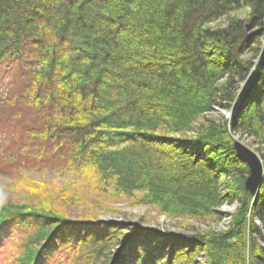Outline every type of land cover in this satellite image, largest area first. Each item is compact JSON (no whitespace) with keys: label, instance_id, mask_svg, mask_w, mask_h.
Masks as SVG:
<instances>
[{"label":"trees","instance_id":"obj_1","mask_svg":"<svg viewBox=\"0 0 264 264\" xmlns=\"http://www.w3.org/2000/svg\"><path fill=\"white\" fill-rule=\"evenodd\" d=\"M223 18L228 26L214 25ZM263 38L261 0H0V186L18 196L40 186L22 203L0 197V260L182 264L192 241L107 221L102 213H118L102 202L130 199L196 220L210 212L218 198L209 183L219 187L240 162L223 127L196 123L237 102ZM260 77L234 127L253 102L264 138V68ZM168 131L184 138L173 158ZM213 158L218 166L204 164ZM43 172L66 184L33 185ZM190 194L199 216L183 214ZM253 208L264 218L261 199ZM230 235L208 238L213 264H245V240ZM252 251L251 264H264V250Z\"/></svg>","mask_w":264,"mask_h":264},{"label":"rangeland","instance_id":"obj_2","mask_svg":"<svg viewBox=\"0 0 264 264\" xmlns=\"http://www.w3.org/2000/svg\"><path fill=\"white\" fill-rule=\"evenodd\" d=\"M264 1V0H261ZM239 16L241 19H245L246 12L239 11ZM214 25L216 26H228L226 18H223L216 22ZM261 46L264 45V38L260 41ZM264 51V47H262ZM262 51V53H263ZM261 56L257 58L255 61V67L256 68L257 63L260 61L262 57ZM252 70V71H253ZM261 80V79H260ZM260 82V81H259ZM245 83L242 84L238 98L240 95V92L242 90V87ZM257 86V85H256ZM255 86V87H256ZM254 87V89H255ZM237 98V101H238ZM259 99V96L257 95L255 99ZM254 99V100H255ZM253 100V101H254ZM237 103V102H236ZM236 103L232 106L231 109H224L223 107H220L216 105V107H212L211 109L205 111V113L202 115V118L199 122L196 123V127H208L211 125L215 126H221L223 127L227 133L231 136V139L234 143V149L235 154L237 155V158L239 159L240 164L238 163L237 167L234 165L229 164V170L224 169L228 175H226V179H222L220 177L219 179V187L211 186L209 183L208 187L210 186L212 188V192L216 193L211 195V199H217L214 200L215 205L210 209V212L207 213L206 211L203 212V214H199L201 210L197 209L198 212H195L193 210L194 208V199L192 198V195L190 194V197H181L182 200H184L183 207H184V215L186 216L193 214L194 216L201 217L196 220V218H193L191 216L184 217L183 215H180L178 213L174 217L165 216L161 212H159L158 207L155 206V208L148 206V205H136L131 202L130 199L128 201H122L120 204H115L113 202L110 204H107L105 200L102 203H105V205L113 212H116L118 214L112 213V214H103L102 218L115 223H122L126 225L132 224L134 227L136 224L141 226L142 229L149 232L150 234L153 233L155 236L158 234V236H161V234H175L182 236L183 239H188L189 241H192L189 246L191 247L190 253H188V250L182 251L183 254V261L182 264H213L211 262L213 256H215L214 247L210 242L208 241L211 236H222V234H231L230 235V241H233L232 244H236L238 246H241L242 239L245 241L244 248L242 249V252L246 254L245 264H251V257L253 253L254 245L261 247L264 250V218H260L254 215V206L258 203V201L261 199V205L264 204V178L262 181V185L259 189V191L255 194H252L247 189V182L249 178L251 177V170L249 164H247L244 160L239 158L236 150V144L241 143L245 148H247L249 151L251 150L257 158L260 160L261 164H263L264 168V138L258 136L254 132V122L255 119H253V115L255 113V105L252 106L253 102L249 104L247 111L244 109V115L241 118V121L238 124V128L236 129L235 126V120L232 119L233 116V108L235 107ZM250 103V102H249ZM243 106V105H242ZM246 111V112H245ZM252 117V118H251ZM251 118V119H250ZM236 119V118H235ZM250 119V120H249ZM176 124V123H175ZM196 127L194 128L196 130ZM167 134L169 137V140L173 142H169L167 140H164L163 143L167 144V146H163V148L168 152L170 157H175L181 154V144L184 140L183 136L178 133L172 131H168ZM187 137L190 139L195 138L196 131H190L187 134ZM199 158V157H198ZM198 160V159H197ZM204 164H213L214 166H218V158L212 159L214 162H208ZM172 160L168 161V163H171ZM196 161V159H195ZM173 163V162H172ZM169 164V166H173L174 164ZM203 166L202 170L203 172H207L206 166ZM244 164V165H243ZM25 176L31 177L32 175L23 173ZM43 172V174L35 173L34 176L31 178H34L35 183H32L33 185H38L40 183H45L50 185H62L64 186L66 183H64V179L56 180L54 181L55 175H52L51 173ZM46 177H45V176ZM45 177V178H44ZM6 183L8 185H13L12 180H6ZM233 184V185H232ZM22 186V185H20ZM2 186H0V197L6 196L11 197L17 200V202L22 203L24 200V197L28 196L30 193L31 195H35V193H38L39 191H36L35 189H40V186H33L32 189H29V187L23 188L20 187L19 189L22 190L23 195H12L11 192L5 191L2 189ZM110 192L112 189H109ZM210 190L208 191V193ZM136 198L139 199L144 197L146 193L144 192H136L134 194ZM208 196V195H206ZM261 197V198H260ZM141 200V199H140ZM260 203V202H259ZM200 204V201H199ZM200 208V207H199ZM77 209V208H76ZM82 210H70L69 214L72 216H81ZM199 214V215H197ZM255 225V229L257 230L256 233H253L252 226ZM130 232V230H128ZM237 231V233H236ZM238 237L236 239H233L234 237ZM229 239V238H228ZM238 241H241L238 243ZM190 243V242H189ZM253 244V245H252ZM253 246V248H252ZM185 254V255H184ZM190 254V255H188ZM250 256V258H249ZM244 257V254H243ZM5 258H2L0 260V264H7L5 261Z\"/></svg>","mask_w":264,"mask_h":264},{"label":"water","instance_id":"obj_3","mask_svg":"<svg viewBox=\"0 0 264 264\" xmlns=\"http://www.w3.org/2000/svg\"><path fill=\"white\" fill-rule=\"evenodd\" d=\"M264 51L262 53V57L260 61L257 63L256 68L248 75L247 81L245 82L242 90L240 92L238 101L233 108V116L232 119L235 120L238 110L247 100L249 94L254 90V87L258 84L261 77V71L264 68ZM236 150L239 158L244 160L250 166L251 170V177L249 178L246 186L247 189L252 193L255 194L259 191L262 181L264 178V168L263 164H261L260 160L257 158L255 153L251 150L249 151L245 148L241 143L236 144Z\"/></svg>","mask_w":264,"mask_h":264}]
</instances>
